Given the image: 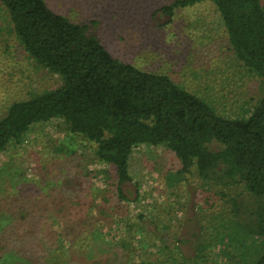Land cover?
<instances>
[{
  "label": "rangeland",
  "instance_id": "374dc122",
  "mask_svg": "<svg viewBox=\"0 0 264 264\" xmlns=\"http://www.w3.org/2000/svg\"><path fill=\"white\" fill-rule=\"evenodd\" d=\"M172 1L46 0L73 21H95L91 26L114 56L147 71L168 73L222 113L245 114L243 110L257 97L258 84L236 62L214 4L196 3L176 10L173 16L159 11ZM5 11L0 3V115L11 102L61 82L25 53ZM59 124L51 120L34 126L21 142L0 154V252L31 246L25 252L30 263L38 264L47 255L43 245L53 232L62 228L84 231L86 218L100 220L96 229V224L90 226L100 234L71 252L72 264H94L89 253H97L100 264H156L165 251L157 254L150 246L143 251L141 240L146 244V238H153L147 231L163 235L173 250V264L183 260L179 251L189 256L199 243L216 241L211 218L224 214L228 204L212 186L203 184L194 167L180 174L181 163L170 150L139 145L129 159L132 182L122 184L126 199L120 200L114 168L94 161L93 143L67 135L65 141L72 146L55 150L64 136ZM93 195H97L94 205ZM139 214L143 219H138ZM10 216L17 233L9 236ZM139 227L144 234L136 232ZM129 235H134L129 239L131 245L124 248L117 241ZM217 244L205 252L210 259L224 261L217 251L221 244ZM132 248L137 249L132 252Z\"/></svg>",
  "mask_w": 264,
  "mask_h": 264
},
{
  "label": "trees",
  "instance_id": "16d2710c",
  "mask_svg": "<svg viewBox=\"0 0 264 264\" xmlns=\"http://www.w3.org/2000/svg\"><path fill=\"white\" fill-rule=\"evenodd\" d=\"M203 1L214 4L236 62L257 81V97L243 110L245 114L222 113L168 73L147 71L114 56L91 26L95 21H73L46 0H0L25 53L61 79L59 86L7 106L0 115V154L21 142L34 126L59 120L64 136L55 150L72 146L65 141L67 135L93 143L94 161L114 168L118 198L123 200L122 184L132 182L129 159L133 150L143 144L164 147L179 159L180 174L194 167L203 184L212 186L228 204L224 214L211 218L216 241L199 243L189 256L179 251L183 260L174 264H264V0H173L159 11L173 16L176 10ZM96 197L92 196L93 205ZM12 216L9 236L17 233ZM89 221L83 220L88 226L84 231L62 228L53 232L43 245L47 255L38 264H72L71 252L83 247L84 240L99 237L100 232L90 226L96 224V229L100 220ZM136 232L144 234V229ZM147 232L153 238L144 236L149 242L141 240L143 251L146 246L157 254L165 251L156 264H173V250L163 235ZM133 237L123 236L117 242L128 248ZM217 243L224 261L210 259L205 252L210 246L217 248ZM31 249H5L0 252V264H32L25 252ZM89 255L94 264H100L97 253Z\"/></svg>",
  "mask_w": 264,
  "mask_h": 264
}]
</instances>
